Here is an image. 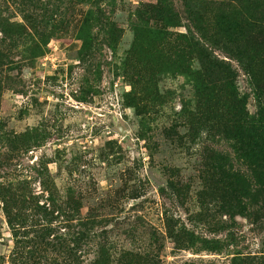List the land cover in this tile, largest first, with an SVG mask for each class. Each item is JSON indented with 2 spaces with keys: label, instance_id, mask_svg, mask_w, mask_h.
Wrapping results in <instances>:
<instances>
[{
  "label": "rangeland",
  "instance_id": "374dc122",
  "mask_svg": "<svg viewBox=\"0 0 264 264\" xmlns=\"http://www.w3.org/2000/svg\"><path fill=\"white\" fill-rule=\"evenodd\" d=\"M154 1L0 0V264H264V188L220 207L202 180L220 162L231 181L254 182V164L215 127L200 131L183 75L141 67L128 71L142 80L132 85L121 71L134 8ZM170 1L185 24L183 3ZM244 1L264 22V0ZM88 11L121 33L111 48L94 20L82 63ZM215 54L257 113L251 78Z\"/></svg>",
  "mask_w": 264,
  "mask_h": 264
},
{
  "label": "trees",
  "instance_id": "16d2710c",
  "mask_svg": "<svg viewBox=\"0 0 264 264\" xmlns=\"http://www.w3.org/2000/svg\"><path fill=\"white\" fill-rule=\"evenodd\" d=\"M168 1L141 2L134 8L130 25L133 38L121 71L132 85L142 80L128 71L138 72L142 68L152 77L170 72L181 74L192 84L196 111L190 114L196 117L200 131L206 133L215 127L256 167L252 170L254 182L231 181V170L218 161L215 167H204L208 169L204 170L202 180L220 197V207H244L242 200L255 201L264 188V97L258 72V66L264 65V22L259 19L258 9L244 0H232L226 5L210 0H181L186 14L182 24ZM91 16L92 11L83 15L76 33L82 42V63L92 55L94 20L103 42L111 48L118 43L121 33L115 23L102 21L100 11ZM172 28H184L185 32L172 33ZM217 51L235 62L253 81L257 102L254 115L247 111L246 99L240 95L235 71L216 56ZM186 111L182 110L180 115L186 116ZM241 197V201L237 199ZM231 202L234 204L230 205Z\"/></svg>",
  "mask_w": 264,
  "mask_h": 264
},
{
  "label": "water",
  "instance_id": "95a60500",
  "mask_svg": "<svg viewBox=\"0 0 264 264\" xmlns=\"http://www.w3.org/2000/svg\"><path fill=\"white\" fill-rule=\"evenodd\" d=\"M119 131H120V134L123 135V132H124V131H123L122 129H120Z\"/></svg>",
  "mask_w": 264,
  "mask_h": 264
}]
</instances>
